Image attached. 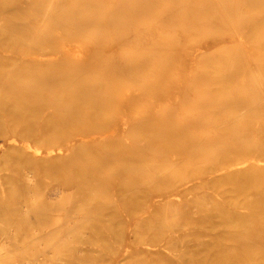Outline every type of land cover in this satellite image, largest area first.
<instances>
[{
  "label": "bare ground",
  "instance_id": "obj_1",
  "mask_svg": "<svg viewBox=\"0 0 264 264\" xmlns=\"http://www.w3.org/2000/svg\"><path fill=\"white\" fill-rule=\"evenodd\" d=\"M147 2L58 0L47 11L46 0H0V159L9 157V164H21L0 168V264H50L53 232L63 236L79 229L81 251H92L96 239L108 238L104 228L121 223L116 219L115 202L95 208L81 222L79 211H73L66 217L67 225L60 226L63 217L53 213L52 199L74 186L117 193L118 202L130 212L142 214L135 220L136 230L159 206L170 205L167 213L158 212L148 222L150 229L159 230L139 247V252L163 264H264V121L254 122L264 119V103L257 102L246 120L240 113L235 119L221 121L224 110L249 107V102L235 97L217 100L215 109L221 113H207L198 120L175 122L174 115L155 113L125 118L124 101L131 99L120 92V86L127 80L141 81L138 73L157 58L164 72L173 46L179 43L177 38L167 39L172 49L162 53V42L156 39L142 59L119 57L134 40L142 37L140 47L149 39L143 31L129 30L131 24L161 10L158 4ZM162 7L164 18L153 25L154 30L189 20L203 28L230 30L229 24L241 16V25L229 41L219 36L199 46L194 54L208 55L221 43L239 42L249 75L264 92V36L258 41L253 38L264 29V0H172ZM179 9L192 10L180 13ZM48 20L53 24L46 30L41 23ZM58 28H65L66 34L51 32ZM83 37L93 39L86 50L77 44L82 42L77 38ZM65 38L80 41L65 44L60 41ZM250 39L255 52L250 49ZM106 44L110 49H104ZM221 76L219 81L224 83L237 73L230 70ZM237 86L242 89L245 83ZM252 91V95L257 93L256 88ZM114 110L122 115L115 122L110 120ZM129 133H137L144 142L127 143L128 137L123 138ZM154 155L156 165L168 155L174 156V162L186 156L200 157L204 164L193 179L187 173L186 178L172 179L156 171L148 180L133 179L146 171L147 161ZM94 157L96 161H92ZM68 166L71 170L64 187L49 186L37 200L36 170L57 172ZM171 184H176L177 192L163 191ZM206 186L212 189L206 192L209 199H202L206 196L202 192L201 200L191 199L199 209L193 212V225L185 229V223V232L180 234L182 227L174 216L184 210L182 199L172 195L188 198L193 189ZM224 186H229L225 195ZM153 189L159 194L145 196L146 190ZM130 225L132 220L127 219L121 226ZM20 243L31 247L34 254L18 259Z\"/></svg>",
  "mask_w": 264,
  "mask_h": 264
},
{
  "label": "rangeland",
  "instance_id": "obj_2",
  "mask_svg": "<svg viewBox=\"0 0 264 264\" xmlns=\"http://www.w3.org/2000/svg\"><path fill=\"white\" fill-rule=\"evenodd\" d=\"M56 1L58 0H46V10L48 11L51 8V4ZM147 1V3L151 5L158 4L157 9L161 10L151 13L150 16H148V18H145L144 20L131 24L129 30H134L135 32L143 31L142 33H145V36H148L149 39L146 38V40L140 47L138 46V42H140L142 37L134 40V43H131L125 49H122V51H120L123 53L119 57L121 59H142L145 55V52L150 51L151 48L155 46L154 42L156 41V39L162 42V44L160 45V52L162 53L172 49L167 39L177 38L179 39V43L176 45V47L173 46V54L169 57L168 67L166 68V70H164V72H161L160 60H158L157 58L156 60H154L151 66L138 73L141 78H143L141 81L135 82L132 80H127L120 86V92L128 94L129 98L131 99L129 101H124V104L126 106V119L133 120L136 118H140L145 114L155 113L174 115L175 122L190 119L198 120V118L207 113H221L215 109V107L219 105L217 103V100L219 102L223 97L224 99L227 97H235L237 99L249 102V107H245L244 109L239 111L224 110V118H222L221 121H224L226 119H235V116L240 113L245 115V118H243L242 120H246L247 115L253 112L252 107L256 105L257 102L260 101L264 103V92L261 89L257 88L255 83L253 82L252 76L249 75L247 64L244 63L241 49L239 48V42H233L227 45L221 43L217 48H215L217 50L209 53L208 55L194 54L195 50L199 46L203 45L206 41H211L214 38L217 39L219 36L224 37L229 41L230 36H235V32L241 25V16H238L237 19L233 21L234 26L232 24H229L228 27L230 28V30L225 29L224 27L219 29L215 26L203 28L200 27L197 23L190 20L177 21L170 27L161 26V28L159 27L158 29L154 30L153 25L161 22V20H163L164 18L162 15V6H167L168 3L172 0ZM147 6L148 5H146L144 8H147ZM191 10L179 9V12L188 13ZM58 15H61V13H59ZM222 15L224 16L223 13ZM48 24L52 25L53 23L48 20L47 22L41 23V27L47 30L50 27V25ZM232 26L233 28L235 27V29H233ZM147 27L149 28L148 31L145 30V28ZM69 28L70 27L67 26L66 29ZM66 29H51V32L62 36L66 34ZM129 30H125V32H129ZM253 33L250 32L249 34L253 36ZM263 36L264 29L258 34L256 33V36L253 38L255 41H258ZM236 38L241 37L236 36ZM75 39L65 38L61 39L60 41H63V43L65 44H76V41L81 40L82 42H79L77 44L80 45V48L82 46V48L86 50V47H89L88 44H90V41L93 40L89 37L77 38L80 40ZM249 46L252 52L256 51V45H254L253 40L250 41ZM104 49H110L109 45H104ZM112 50L119 51L120 49L118 48ZM230 70H234V72L237 73L236 78L232 80L224 79V83H221V81H219L222 80L221 75L224 74L225 76L226 73ZM244 73L247 75V77L242 76ZM238 83H245V87H243L242 89L238 88ZM147 86H150V89H148ZM253 88H256L257 93H254L252 95ZM118 103L122 102H117V104ZM115 108H117V105H115ZM117 114L118 113H112V115L110 116V120L115 122L117 118L122 116ZM262 114L263 115L261 117L264 116V111ZM261 121H264V119H256L254 122L258 123ZM205 134L206 132L204 131V135ZM125 138L127 140V143H131L133 145H135V143L141 144L140 142H144L142 136L138 135L137 133H129L123 139ZM8 159L9 157H3L0 159V168L21 167V164L16 161L12 162V164H9L7 162ZM96 160L97 157H94L92 159V161ZM80 164L81 163L77 162V166H80ZM203 164L204 163L200 157L192 158L190 156H186L184 158H178L177 161L174 162V156L168 155L166 156V160L163 163H161L160 165H156V155H154L147 161L146 171H144L143 173H139L133 179H137V177H140L144 178V180H148L152 176H154L155 173L153 171H156L157 173H159V175H167L168 178L172 179L184 177L186 176V173L189 174L186 176L188 178H192L194 176L197 177L201 174L200 171L202 170L201 166ZM126 167L127 171L131 173L130 170L132 169L129 166ZM177 168H180V172L176 173ZM70 170L71 169L69 166L66 168H62L57 172L36 170L35 185L36 194L38 195L37 200L40 199L39 195L42 194L43 191L47 190L49 186L60 185L64 187L63 181L70 175ZM198 170L199 172H197ZM176 187V184H171L163 191H166L167 193H174L177 192ZM196 188L193 189V191L188 195V198L185 194V196H183V194H180V196H177V194L172 195V197L174 198L182 199V209L184 210L176 213L174 216V221H178L182 227L179 231L180 234H183L185 232L184 227L186 229L188 225H193V221L191 220L193 219L192 215H196L193 214V212L195 209H199L197 203L195 204L196 206L193 205V200L195 199L198 201V199L200 198V192L206 194V196L201 197L202 199H209L207 197L209 194L207 193L212 190L207 186L205 188L199 187V190H196ZM206 188L208 190H206ZM228 188L229 186H224V195L228 191ZM157 190L158 189H153L150 191L146 190L147 192H144V194L145 196H156L160 192ZM112 192L107 193L104 190H99L91 186H88L84 189L78 186H74L73 188L67 190V192L63 195L52 199V204L54 206L53 213H61L63 217L61 221L62 225L60 226L65 227L67 225L66 217L74 214L73 211H79L81 222L83 219H85V217H88V215L92 211H95V208H97L98 210L99 208H103V206H106L108 203L113 202H115V204H113L115 205L116 213H118L116 219L121 220V223H118L116 227L112 229L104 228L102 232L108 238L106 240H103L101 238L96 239L92 251H88L87 249L83 251L80 250L79 246L80 238H82V233L79 229H75L74 231L64 234L63 236L58 232H53V234L51 235L52 248L49 254L50 264H163L162 262L152 259L147 254L139 252V247L143 241L150 240L149 237H153V234H155L156 231L159 230L150 229V227L148 226V222H151L152 219L154 220L157 217L158 212L167 213L171 208L170 205L165 204L163 208V205L159 206L155 210V212L151 214V217L140 221L145 222L141 223L145 227L140 226V228L136 230V228H134L135 220L141 218L142 214H140V211L134 213L130 212L129 208L125 204H122L121 201L118 202V194L116 193V195H114L112 194ZM115 199L116 201H114ZM191 199L193 200L191 201ZM69 208L73 209L72 211H70L71 213H69V211L67 212ZM183 212H187L188 216H183ZM111 217L114 218V215ZM122 219H131L132 225H130L129 227L121 226L125 221ZM185 219H187L186 221L188 222H186ZM51 223L52 226H54L55 223L53 220L51 221ZM185 223L186 226L183 227ZM165 228L170 227L166 226ZM32 254H34V252H32L31 247L27 248L20 243L17 253L18 259L29 257ZM88 255V260L82 259V256ZM183 264L192 263L183 262Z\"/></svg>",
  "mask_w": 264,
  "mask_h": 264
}]
</instances>
